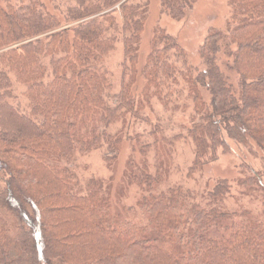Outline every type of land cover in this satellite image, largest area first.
<instances>
[{"label":"trees","instance_id":"16d2710c","mask_svg":"<svg viewBox=\"0 0 264 264\" xmlns=\"http://www.w3.org/2000/svg\"><path fill=\"white\" fill-rule=\"evenodd\" d=\"M156 1L160 13L174 20L193 4ZM63 4V10H51L43 0H0V206L12 220L7 230L0 227V264H264V219L233 223L220 237L218 226L229 214L197 208L192 194L179 188L152 194L159 174L129 160L128 182L148 194L137 208L154 235H142L132 222L112 225L103 182L91 178L76 191L72 171L61 165L105 147L111 166L119 139L106 133L110 125L124 114L137 115L153 96L169 101L186 92L194 105L185 134L194 147L189 176L215 162L228 141H251L264 151V0H226L225 29L211 30L199 47L201 72L160 31L136 70L145 4ZM118 41L125 59L120 92L110 106V82L99 66ZM138 74L144 85L135 97ZM15 83L27 85L26 111L16 102ZM242 168L252 174L241 185L254 189L261 172ZM230 188L218 180L207 198L220 203Z\"/></svg>","mask_w":264,"mask_h":264},{"label":"rangeland","instance_id":"374dc122","mask_svg":"<svg viewBox=\"0 0 264 264\" xmlns=\"http://www.w3.org/2000/svg\"><path fill=\"white\" fill-rule=\"evenodd\" d=\"M43 1L51 10L55 6L60 10L65 8L63 3L66 0ZM134 4H145V22L136 53V70L140 72L142 69L146 56L152 49L153 35L155 31H160L175 39L183 49L188 66L200 72L204 71L199 47L211 30L225 29L229 16L226 0H193L192 8L186 11L181 20L161 14L156 0H134ZM124 59L123 44L118 41L99 66L107 73L110 82L106 93V101L110 106L115 104L120 92ZM224 60L222 54L217 56L218 65L223 71ZM143 85V79L138 74L132 86L135 97ZM26 88L27 85L24 84H13L16 102L20 103L24 111L27 110V101L23 96ZM180 88L176 89L180 92ZM199 92L207 102V93L203 89H199ZM141 106L137 115L124 114L106 129L107 134L119 139L118 154L111 166H107L105 162L110 156L105 147L84 156H76L71 164L61 163L72 171L76 191L83 188L85 182L91 178L103 182L113 226L129 221L138 227L140 234L154 235V231L147 226L143 213L137 208L141 197L148 195L144 191L145 187L143 189L128 182L129 160L138 169L159 174L161 182L152 194L179 188L192 194L197 208H214L218 212L229 214L228 219L218 226L217 235L220 237L227 236L225 228L233 223L264 219V151L259 150L251 141L245 145L228 141L229 149L226 152L218 150L215 162L203 165L189 176L188 171L194 160V147L185 139V134L191 126V117L194 114L191 97L187 92L169 101L153 96ZM178 135L182 137L175 141L174 137ZM242 166L261 172L260 184L252 190L241 185L252 174L244 171ZM218 180L229 182L231 188L224 201L214 204L207 198V193ZM2 190L3 183L0 181V192ZM11 223V218L0 206V227L7 230Z\"/></svg>","mask_w":264,"mask_h":264}]
</instances>
